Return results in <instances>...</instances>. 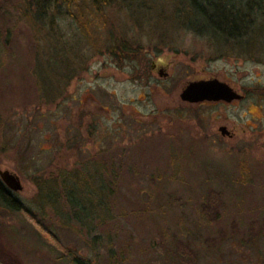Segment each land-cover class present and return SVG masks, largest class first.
Wrapping results in <instances>:
<instances>
[{
    "label": "rangeland",
    "instance_id": "obj_1",
    "mask_svg": "<svg viewBox=\"0 0 264 264\" xmlns=\"http://www.w3.org/2000/svg\"><path fill=\"white\" fill-rule=\"evenodd\" d=\"M36 1L0 0V171L32 214L0 204V258L264 264V0L236 39L190 30L176 0H112L110 26L135 48L122 62L93 53L62 10L50 47ZM212 78L242 101H181Z\"/></svg>",
    "mask_w": 264,
    "mask_h": 264
},
{
    "label": "trees",
    "instance_id": "obj_2",
    "mask_svg": "<svg viewBox=\"0 0 264 264\" xmlns=\"http://www.w3.org/2000/svg\"><path fill=\"white\" fill-rule=\"evenodd\" d=\"M112 0H37L34 5V12L31 15L34 22L44 28L45 40L50 47L55 48L59 44L56 40L54 18L61 10L63 14L70 17L74 22L78 33L85 40L93 53H108L117 58L119 62L127 59L131 53H135V48L131 42L126 41V37L120 31L111 28L106 9ZM125 1V0H122ZM128 1V0H126ZM179 1L177 13L179 18L185 20V24L190 30L198 32L207 31L215 35L236 39L243 34H247L251 17H257L260 7V0H247L246 2L235 0H176ZM252 11L254 16L250 13ZM62 14V12L60 13ZM30 16V18H31ZM246 33V34H245ZM69 41H63L64 46ZM52 45V46H51ZM150 71V66H149ZM55 179L48 181V185L54 184ZM62 180L65 187L66 201L74 205L71 187ZM68 186H67V185ZM216 194H214L215 196ZM53 196V195H52ZM217 198V197H216ZM56 202V201H54ZM0 204L14 211L32 217L30 210L19 202L11 192L0 181ZM76 207V206H75ZM75 214V212H74ZM75 217H78L75 214ZM39 232L46 233L45 230L35 223ZM70 257L71 264H90L89 261L79 257H73L70 250H64ZM177 255L184 259H194L195 255L186 246L178 245ZM8 260L16 262L9 255H2L1 262L9 264Z\"/></svg>",
    "mask_w": 264,
    "mask_h": 264
},
{
    "label": "water",
    "instance_id": "obj_3",
    "mask_svg": "<svg viewBox=\"0 0 264 264\" xmlns=\"http://www.w3.org/2000/svg\"><path fill=\"white\" fill-rule=\"evenodd\" d=\"M160 76L166 77V74ZM179 98L189 104L201 102H224L229 104L234 101H241L244 97L227 83L212 78L186 83L179 94ZM218 131L221 136H229V132L224 126L219 127ZM0 181L9 192L14 193L22 190L19 178L8 171H0Z\"/></svg>",
    "mask_w": 264,
    "mask_h": 264
},
{
    "label": "flooded vegetation",
    "instance_id": "obj_4",
    "mask_svg": "<svg viewBox=\"0 0 264 264\" xmlns=\"http://www.w3.org/2000/svg\"><path fill=\"white\" fill-rule=\"evenodd\" d=\"M153 70H157V72H158V76L160 77V78H166L167 76H168V73L167 72H165V70L164 69H162V68H157L156 67V65L155 64H152L151 66H150V71H153ZM164 74H166V77H161L160 75H164ZM196 81V80H195ZM190 82V81H189ZM188 83V82H187ZM242 101V100H241ZM236 102V101H235ZM201 103H204V102H201ZM208 103H210V102H208ZM213 103H224V102H213ZM198 104V103H197Z\"/></svg>",
    "mask_w": 264,
    "mask_h": 264
}]
</instances>
